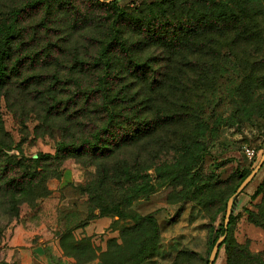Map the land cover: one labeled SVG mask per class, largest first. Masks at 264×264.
<instances>
[{
  "label": "rangeland",
  "instance_id": "374dc122",
  "mask_svg": "<svg viewBox=\"0 0 264 264\" xmlns=\"http://www.w3.org/2000/svg\"><path fill=\"white\" fill-rule=\"evenodd\" d=\"M161 1L119 0L118 6L131 13L158 8ZM223 1L236 14L244 15L232 30L207 31L205 35L191 37L175 53L157 50L155 46L140 51L141 59L151 58L153 68L166 73L165 81L155 85L159 93L154 95L152 110L162 107L169 113L182 112L184 117L163 126L159 133L136 146L120 150L114 162L125 160L122 164L137 170L146 180L149 175L155 178L160 167L159 174L165 176L170 172L167 181L130 203L125 217L102 215L86 192L92 185L96 167L84 166L75 158L56 163L46 173L49 195L22 200L12 215L0 203V264H19V259L6 261L4 257L12 240L21 239L16 228L24 224L32 234L42 222H53L47 228L48 235L59 242L62 239L65 255L73 256L78 264L96 259L103 264L104 257H128L151 234V226L140 220L146 215L157 220L160 234L152 256L142 264L206 263L210 243L225 222L229 197L237 189L242 173L255 168L264 152V0ZM219 22L223 25L222 20ZM197 41L202 46H194ZM57 68L63 76L55 84L67 90L71 84L69 76L75 70L72 60L56 57ZM168 77L173 80L168 81ZM177 78L184 81L180 87L184 92L177 90ZM130 81L118 83L117 87L128 84L136 89L150 87L145 82ZM24 106L15 107L26 115L25 121H20L6 99H0V121L4 128L26 155L55 154L58 128L64 120L46 119L43 124L53 126L52 134L49 125H42L34 114L27 115L31 107ZM38 126L40 129L36 130ZM183 155L186 157L183 162H196L190 172L177 170ZM263 178L264 164L235 198L234 221L228 232L237 246L232 251L237 257L233 264L264 262V226L253 221L264 205V194L256 193ZM99 219L107 222L101 225V230L96 224ZM215 264H228L226 245Z\"/></svg>",
  "mask_w": 264,
  "mask_h": 264
},
{
  "label": "trees",
  "instance_id": "16d2710c",
  "mask_svg": "<svg viewBox=\"0 0 264 264\" xmlns=\"http://www.w3.org/2000/svg\"><path fill=\"white\" fill-rule=\"evenodd\" d=\"M118 3L119 0H0V99H6L20 121H25L26 115L15 109L16 105L31 107L26 114L36 115L42 125H49L52 134L53 126L43 123L49 118L64 120L58 128L56 153L34 156L23 152L0 121V203L6 206L7 214L12 215L22 200L49 195L46 173L68 158L96 167L92 185L85 190L102 215L125 217L130 203L154 192L171 176L170 172L159 174V167L158 175H149L146 180V176L122 164L125 160L114 162L120 150L136 146L184 117L182 112L169 113L162 107L152 110L154 95L159 93L155 85L165 81L166 73L156 71L151 58L141 59L140 51L155 46L175 53L191 37L207 31L232 30L244 15L236 14L223 0H162L158 8L131 13ZM201 43L197 41L194 46ZM56 57L72 60L75 70L69 76L67 90L55 84L63 76L56 69ZM129 79L150 87H117ZM176 81L177 90L184 92L180 89L184 81ZM185 158L183 155L179 160L177 170L190 172L196 162H183ZM253 169L242 173L236 188ZM256 193L264 194V178ZM263 207L260 214L253 216V221L262 226ZM140 220L151 226V234L130 256L104 257L103 264H142L152 256L159 224L152 215ZM233 221L232 211L228 228L223 223L211 241L205 264L215 242L225 232L227 237L220 250L226 245L228 264L236 262L232 251L237 246L228 236Z\"/></svg>",
  "mask_w": 264,
  "mask_h": 264
},
{
  "label": "crops",
  "instance_id": "0c3cea01",
  "mask_svg": "<svg viewBox=\"0 0 264 264\" xmlns=\"http://www.w3.org/2000/svg\"><path fill=\"white\" fill-rule=\"evenodd\" d=\"M49 223L53 222H42L41 225L34 228L32 234L30 227L24 224L16 228V232L20 233L21 239L12 240L10 246L5 248L4 257L6 261L19 259V264H78L73 256L71 258L65 255L62 239L59 242L55 237L48 235L50 234L49 229H47ZM105 223L107 224L105 220L99 219L96 224L100 226V229L101 225L103 227ZM60 224L63 225V221ZM35 235L39 237L35 238ZM34 238L35 240H33ZM85 264H100V261L96 259Z\"/></svg>",
  "mask_w": 264,
  "mask_h": 264
},
{
  "label": "water",
  "instance_id": "95a60500",
  "mask_svg": "<svg viewBox=\"0 0 264 264\" xmlns=\"http://www.w3.org/2000/svg\"><path fill=\"white\" fill-rule=\"evenodd\" d=\"M107 1H113V0H107ZM263 164H264V152H263V155H262L261 159L259 160L258 164L256 165V167L241 182V184L239 185V187L237 188L235 193L232 196H230V198L228 199L227 211H226L225 222H224V225L226 228H228L229 223H230V218H231V214L233 211V205H234V201H235L236 196L238 194H240L252 182V180L255 178V176L258 174V172L262 168ZM226 237H227V232H225L223 235H221L217 239V241L215 242V244H214V246L210 252L208 264H215V261H216L217 255L219 253L220 247H221L223 241L226 239Z\"/></svg>",
  "mask_w": 264,
  "mask_h": 264
},
{
  "label": "built area",
  "instance_id": "2783aa9c",
  "mask_svg": "<svg viewBox=\"0 0 264 264\" xmlns=\"http://www.w3.org/2000/svg\"><path fill=\"white\" fill-rule=\"evenodd\" d=\"M248 153H249L250 155H252V154H253V151H251V150H248Z\"/></svg>",
  "mask_w": 264,
  "mask_h": 264
}]
</instances>
